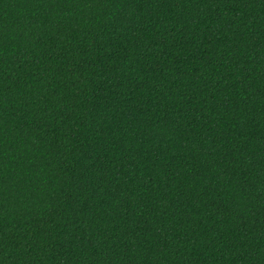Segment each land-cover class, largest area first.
Returning <instances> with one entry per match:
<instances>
[{
    "label": "trees",
    "instance_id": "1",
    "mask_svg": "<svg viewBox=\"0 0 264 264\" xmlns=\"http://www.w3.org/2000/svg\"><path fill=\"white\" fill-rule=\"evenodd\" d=\"M0 264H264V0H0Z\"/></svg>",
    "mask_w": 264,
    "mask_h": 264
}]
</instances>
